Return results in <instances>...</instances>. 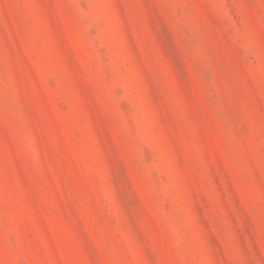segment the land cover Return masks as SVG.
<instances>
[{
    "label": "rangeland",
    "instance_id": "1",
    "mask_svg": "<svg viewBox=\"0 0 264 264\" xmlns=\"http://www.w3.org/2000/svg\"><path fill=\"white\" fill-rule=\"evenodd\" d=\"M0 264H264V0H0Z\"/></svg>",
    "mask_w": 264,
    "mask_h": 264
}]
</instances>
